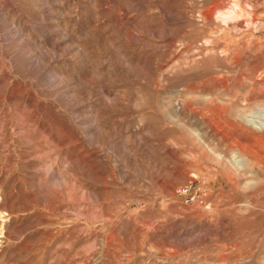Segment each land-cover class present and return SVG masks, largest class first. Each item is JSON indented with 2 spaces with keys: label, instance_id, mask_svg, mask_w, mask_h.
<instances>
[{
  "label": "rangeland",
  "instance_id": "374dc122",
  "mask_svg": "<svg viewBox=\"0 0 264 264\" xmlns=\"http://www.w3.org/2000/svg\"><path fill=\"white\" fill-rule=\"evenodd\" d=\"M263 100L264 0H0V264H264Z\"/></svg>",
  "mask_w": 264,
  "mask_h": 264
},
{
  "label": "bare ground",
  "instance_id": "6f19581e",
  "mask_svg": "<svg viewBox=\"0 0 264 264\" xmlns=\"http://www.w3.org/2000/svg\"><path fill=\"white\" fill-rule=\"evenodd\" d=\"M242 116H244L246 118L250 117V118L254 119L256 117V118L263 119V117H264V100L259 102V103H257L253 108H250L249 110H245L243 112Z\"/></svg>",
  "mask_w": 264,
  "mask_h": 264
},
{
  "label": "built area",
  "instance_id": "2783aa9c",
  "mask_svg": "<svg viewBox=\"0 0 264 264\" xmlns=\"http://www.w3.org/2000/svg\"><path fill=\"white\" fill-rule=\"evenodd\" d=\"M179 195H186L187 194V190L186 188L181 189L180 191L177 192Z\"/></svg>",
  "mask_w": 264,
  "mask_h": 264
}]
</instances>
